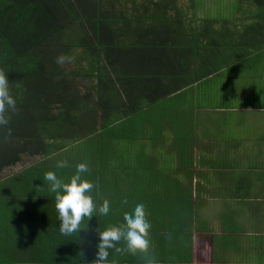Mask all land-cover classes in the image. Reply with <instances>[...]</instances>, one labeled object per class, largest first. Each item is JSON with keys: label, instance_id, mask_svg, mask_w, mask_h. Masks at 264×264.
<instances>
[{"label": "trees", "instance_id": "obj_1", "mask_svg": "<svg viewBox=\"0 0 264 264\" xmlns=\"http://www.w3.org/2000/svg\"><path fill=\"white\" fill-rule=\"evenodd\" d=\"M173 1L0 0V69L16 100L15 112L7 113L11 135L0 130V241L13 238L32 264H93L98 228L115 225L137 204L150 218L157 201L134 193L141 196L138 191L157 183L180 196L175 190L190 186L195 144L207 139V119L192 103L168 107L167 100L217 71L196 64L189 73L181 61L175 67L165 62L166 47L182 42L177 5L175 27L162 29ZM61 54L69 58L63 66L56 63ZM91 141L102 149L99 167H88L82 178L93 183L97 206L107 198L110 211L94 213L80 232L63 235L55 194L42 177L54 171L67 182L84 158L70 154L75 165L64 168L31 165L12 173L10 167L23 157L46 163L68 146ZM126 143L134 148L121 146ZM121 164L130 170L126 177H106ZM180 202L175 199L178 211ZM94 222L101 224L96 230Z\"/></svg>", "mask_w": 264, "mask_h": 264}, {"label": "crops", "instance_id": "obj_2", "mask_svg": "<svg viewBox=\"0 0 264 264\" xmlns=\"http://www.w3.org/2000/svg\"><path fill=\"white\" fill-rule=\"evenodd\" d=\"M225 15L233 13L226 10ZM243 23L239 32L248 34L247 29L253 24ZM228 25L221 28L229 37L232 32L228 38L234 39L223 42L226 46L218 49V56L208 63L194 58L191 48L183 42L166 47L165 62L174 67L182 62L191 73L196 64H205L215 66L217 72L168 97H179L198 87L195 98L188 102L208 123L204 130L206 141L195 144L193 157L198 155V160H194L198 166L193 162L190 186L175 190L180 196L170 189L161 190L157 183L138 191L141 196L131 191L136 197L157 201L147 217L152 229L149 256L157 264H264V47L248 43L245 50ZM251 48L256 50L249 52ZM177 54L181 56L177 58ZM252 54L255 57L249 58ZM73 149L68 146L60 151L59 160L75 165L69 159L70 154H76ZM78 149L82 159L91 152L83 154ZM66 150L69 155H62ZM101 151L97 143L93 156L96 158ZM129 171L121 164L106 177H126ZM151 178L157 180L154 174ZM175 199L181 201L180 205L184 203L182 211H178ZM133 210L134 207L130 213ZM124 223L122 213L115 225ZM100 225L94 222L92 230ZM14 241H0V264H32L31 255L21 253V245ZM108 251L109 261L114 259L116 264H145L142 254L134 258L129 253L117 255L113 249Z\"/></svg>", "mask_w": 264, "mask_h": 264}, {"label": "rangeland", "instance_id": "obj_3", "mask_svg": "<svg viewBox=\"0 0 264 264\" xmlns=\"http://www.w3.org/2000/svg\"><path fill=\"white\" fill-rule=\"evenodd\" d=\"M118 1H121V3H123V1L125 2V0H118ZM126 1L128 3L133 2L138 6V4L143 3L144 0H126ZM251 1L250 0H175L172 2L173 4L174 3L175 4L171 6L170 9L167 11V13L163 16L165 21L163 22L162 29L171 30L172 28L175 27L173 25V22L176 20L177 16L174 15L176 14L174 8L177 5L180 15V17L177 18H178V22L180 23L179 30L181 32L178 34L179 36L178 39H180L183 43H185L187 46L191 48L192 55H194V58H196L197 60L200 59V61H203V63H208L213 57L216 58L218 56L215 55L216 51L220 49L222 46L223 47L226 46V44L223 45V42L225 43L226 40H228L232 36L231 35L232 32H229L230 37L228 35L229 37L228 38L221 28L223 25L225 26L226 23H229L228 28L231 31H234V36H236L237 33L238 42L245 47V50L246 47L248 46V43H250L249 45H252V47H264V43H263L264 1L255 0L257 3L254 0H253L254 3ZM226 10L228 11V14L233 13L232 15L233 18L230 15L228 17L227 15H225ZM237 17L240 18L236 19ZM230 18H232L233 21H231ZM242 22H244L243 24L245 26L248 24V22L253 24L247 29L248 34L244 30L239 32V30L241 29L240 25ZM236 28L237 31L235 30ZM211 33H216V34L211 36ZM173 36L176 37V35ZM169 38L170 37L166 38L164 42H169ZM232 39H234V37H232L229 40ZM255 50L256 49L251 48L248 51L251 52ZM239 54L242 55L244 53H239ZM259 55L261 57L262 54ZM250 57L254 58L255 56L254 54H252L251 56H249V58ZM80 82H79V87L85 88L87 82H83V83ZM197 89L198 87H192L181 96L167 100L168 102L167 106L186 107V105H188L189 103L188 101L190 99L195 98L194 95ZM96 142L97 141H91L90 142L91 146L89 142H86L83 143L82 145L80 143L72 147V149L74 148L75 152L78 155H81L78 148H81V152L83 154H87L91 151L84 159V163H86L88 167H94V168L99 167V165L95 161V156H93L96 149V144H97ZM112 143L113 145H117L119 141L115 140V142ZM137 143H139V140L137 141ZM131 147L132 146H128V149ZM63 154L65 156H68L69 151L66 150L63 152ZM39 161H41V158L39 157H23L19 163H17L15 166L10 167V172L15 173L16 171H20L23 168H26L31 165H33V167L36 166L38 168L42 166L46 167L60 160L56 155L55 157L49 159L46 163H39ZM195 164L196 166H198L197 162H195ZM70 166L72 167V165ZM3 173H5V171H3ZM46 205L47 202L46 204H42V207L46 208ZM96 225L98 224L96 223ZM98 243L99 242L97 241V244ZM85 262L86 263L84 264H89L88 261Z\"/></svg>", "mask_w": 264, "mask_h": 264}, {"label": "clouds", "instance_id": "obj_4", "mask_svg": "<svg viewBox=\"0 0 264 264\" xmlns=\"http://www.w3.org/2000/svg\"><path fill=\"white\" fill-rule=\"evenodd\" d=\"M69 58L63 54L56 57V63L63 66ZM16 100L12 96L9 88V80L5 72L0 69V130L6 129L10 136L12 129L8 127L10 123L9 112H15ZM67 161H58L57 167L64 168ZM88 165L84 162L76 165V171L68 178V181L58 178L54 171H47L44 179L49 183L50 191L54 193L55 209L60 220L59 231L63 235H71L80 232L81 224L85 218L90 220L94 213L107 215L110 211V201L103 199V203L98 207L91 192L93 183L82 178V174L88 172ZM127 203V201H123ZM124 224L108 225L104 230L97 229L99 243L96 245V259L93 264H116V261L108 260L109 249H113L117 255L129 253L131 255L142 254L145 264H157L154 257L149 256L150 239L149 230L151 224L147 219V214L143 204H137L134 210L124 212ZM123 242V247L117 245Z\"/></svg>", "mask_w": 264, "mask_h": 264}]
</instances>
